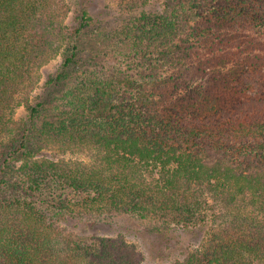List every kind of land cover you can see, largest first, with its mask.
<instances>
[{
  "label": "trees",
  "instance_id": "1",
  "mask_svg": "<svg viewBox=\"0 0 264 264\" xmlns=\"http://www.w3.org/2000/svg\"><path fill=\"white\" fill-rule=\"evenodd\" d=\"M93 1L68 24L67 0H0V264H144L129 232L77 230L108 217L167 235L210 222L170 264H264V0H164L117 24ZM60 50L48 84L74 85L45 114L31 96Z\"/></svg>",
  "mask_w": 264,
  "mask_h": 264
},
{
  "label": "rangeland",
  "instance_id": "2",
  "mask_svg": "<svg viewBox=\"0 0 264 264\" xmlns=\"http://www.w3.org/2000/svg\"><path fill=\"white\" fill-rule=\"evenodd\" d=\"M69 2L71 12L66 17V23L70 24V21L74 16L75 0H67ZM142 0H140L141 2ZM136 9L131 10L126 7V1L123 0H94L91 7V12L94 17L103 19L105 23L117 24L123 17L130 15H140L142 11L147 13H155L161 11L164 5V0H144L142 5L140 4ZM125 6V7H124ZM62 62V50L54 54L45 63L37 74V83L31 96V105H36L39 101L46 102L47 111L45 114L54 112L56 108H60L63 103V94L66 87H72L74 84V78H70L65 83L48 84L50 77L54 76ZM259 97V96H258ZM264 104V99H263ZM263 104H253L255 108H260ZM43 113V114H44ZM28 114V110L24 104L18 106L15 110V119L25 118ZM40 155H44L48 158H61L65 160L89 162L91 161V155L87 151L81 150H67L52 146L45 148L41 151ZM110 222V226L85 228V224H77L70 222L71 226L77 224V230L81 229L82 233L97 234L101 236H114L118 232L126 233V239L134 244L143 256L144 264H170L177 259L184 258L189 252L195 250L200 246L205 238L210 227V222L205 225H198L194 227L181 228L172 224L170 232L162 234L156 231L153 226L147 223H141L139 221H132L130 219L110 217L103 219Z\"/></svg>",
  "mask_w": 264,
  "mask_h": 264
}]
</instances>
